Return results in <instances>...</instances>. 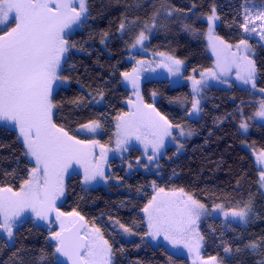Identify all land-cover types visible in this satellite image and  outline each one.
I'll list each match as a JSON object with an SVG mask.
<instances>
[{
	"label": "trees",
	"instance_id": "obj_1",
	"mask_svg": "<svg viewBox=\"0 0 264 264\" xmlns=\"http://www.w3.org/2000/svg\"><path fill=\"white\" fill-rule=\"evenodd\" d=\"M249 5L261 9L264 0H88L90 17L67 36L76 47L66 53L60 71L61 77L67 78V84L52 94L57 105L54 122L76 136L79 126L98 120L102 125V143H111L114 119L127 110L125 103L130 97L121 75L132 68L127 57H145L144 51L168 53L185 62L186 73L209 69L212 60L203 37L207 24L201 17L215 8L218 17L215 36L225 43L237 44L247 39L241 25ZM122 20L126 25L124 33L119 30ZM153 23L155 27H145ZM142 30L148 39L139 47L141 50L129 53L128 45ZM104 33L108 35L105 37ZM249 42L257 68L256 89L260 91L264 89V49L252 39ZM141 93L149 102L155 93L157 111L173 125L186 124L193 138L182 141L181 153L175 147H167L153 167H146L141 151L134 147L121 159L111 158L108 173L115 182L108 183L106 188L86 191L81 176L77 172L70 173L60 209L64 213L79 212L84 222L94 223L102 230L113 249V264H189L185 258L171 255L161 246L153 247L146 240L142 209L151 198L153 184L167 190L185 188L208 209L223 205L231 210L250 201L253 214L246 226L225 223L210 215L201 221L202 256H215L221 264H257L264 259V193L257 172L243 170L251 169L249 164L246 167L235 165L239 124L245 121L249 125V122L240 117L225 120L222 115L226 112L214 111L213 102L219 93L215 88L207 92L212 94L211 99L205 98L197 120L186 118L191 94L185 84L171 87L166 79L143 80ZM258 99L264 98L239 90L236 101L253 107L254 104L248 102ZM76 100L80 103H74ZM99 100L101 102L97 103ZM252 125L254 128L248 129V134L263 137L264 126ZM17 136L14 127L0 124V187L13 190L20 188L34 167V162L22 154L23 144ZM185 157L217 166L219 170L211 168L216 179L223 178L224 170L228 171V179H222L225 186L217 197L202 195L184 185ZM108 219L129 227L135 238L130 242L122 241L110 228ZM53 230L27 219L14 231L11 246L0 235V264H53L55 241L50 237ZM251 241L260 245L256 253L245 247ZM226 245L232 249L231 253L224 252ZM237 248L242 251L237 252Z\"/></svg>",
	"mask_w": 264,
	"mask_h": 264
},
{
	"label": "snow or ice",
	"instance_id": "obj_2",
	"mask_svg": "<svg viewBox=\"0 0 264 264\" xmlns=\"http://www.w3.org/2000/svg\"><path fill=\"white\" fill-rule=\"evenodd\" d=\"M89 17L88 0H0V26L7 29L0 34V122L14 126L18 132L17 139L23 144L22 154L35 162L19 191H14L12 187H0V234H6L8 242L12 243L13 230L23 223L26 211L30 210L38 219L47 221L49 227V215L55 213L59 231L50 234L51 240L55 241L53 264H113L112 246L104 238L101 229L94 224L89 228L79 212L64 213L56 207V201L65 193V173L73 163L83 169V184H90L97 177L105 179L104 161L107 150L101 146L100 155H94L93 149L98 146V141L76 139L64 126L54 122V109L57 105L52 99L53 85L57 81H67L66 77L62 78L60 75L62 60L70 48L76 47L69 42L67 36L74 26L83 25ZM217 19L213 8L212 15L207 18V35L209 47L216 57L215 68L201 72L199 80L188 78L192 81L193 92L189 115L201 110L197 94L206 86L208 78L220 80L233 67L236 69L237 80L256 89L257 68L254 61L244 54L251 51V46L247 40L241 39L236 45L238 51L232 52V45L225 44L213 35V23ZM257 21L260 22L258 35L264 41V9L253 15L245 8L244 23L241 25L244 31L256 32ZM13 22L14 26L8 27ZM125 27L122 20L119 30L123 31ZM145 27H155V24H146ZM103 35L106 37L108 33ZM147 39L148 36L142 30L131 47L143 45ZM214 41H219L222 47ZM158 55L164 59L161 66L170 75L180 73L182 60L165 53ZM137 64L142 65L143 61H137ZM139 71L140 69L134 68L131 73H121L135 90L137 100H129L134 111L117 117L116 148L127 151L124 146L134 138L144 146L145 154L151 147L152 155L148 159L152 161L164 146L165 138L173 136V127L180 128V125H173L152 104L144 102L139 92ZM260 91L264 92V89ZM100 96L103 97L102 92ZM74 103L79 104L80 100ZM254 116L264 120V100L260 101ZM80 127L96 132L102 125L98 120H92ZM248 127L247 123L240 124V128L245 131ZM185 134L190 136L193 133H185L181 129L180 135ZM257 163L264 164V151L258 154ZM259 182L264 187V171L260 172ZM152 187L155 194L142 209L148 226L145 235L152 240L163 236L173 247L183 245L194 256L193 264H197L201 260L200 249L204 239L197 229V222L207 214L205 205L185 193L182 188L165 192L155 184ZM215 207L226 218L231 216L241 223H248L250 214H253L250 201L243 207L230 211H224L223 205ZM68 217L75 219L69 220ZM114 223L124 233L132 234L131 229L118 220ZM245 247L253 253L260 249L255 241L249 242ZM236 251L240 252L242 249L237 248ZM224 252L231 253L232 249L226 245ZM60 257L64 260L59 259ZM203 264H219V261L213 256ZM257 264H264V259L258 260Z\"/></svg>",
	"mask_w": 264,
	"mask_h": 264
},
{
	"label": "rangeland",
	"instance_id": "obj_3",
	"mask_svg": "<svg viewBox=\"0 0 264 264\" xmlns=\"http://www.w3.org/2000/svg\"><path fill=\"white\" fill-rule=\"evenodd\" d=\"M78 6V5H77ZM252 13L253 15L261 10L264 9L261 7V9H256L253 6H248L247 7ZM245 12V11H244ZM212 15V12L210 14L207 15H203L201 18L202 20L207 24V28L204 32V41L206 44V49H207V54L208 56L211 58L212 60V66L211 68H215V61H216V57L213 55L211 48L209 47V39H208V21L207 18L208 16ZM245 15V13H244ZM259 24L260 22L257 21L256 23V28L257 31L254 33H246L244 31V35L247 39L248 44L250 45L249 39L254 40L255 42H257L258 44L261 45V47L264 49V41H262L258 35L259 32ZM218 25V19L216 21H214L213 23V35L215 36V29ZM14 26V22L10 25H8V27H13ZM252 25H249V27H251ZM75 27L73 28V30L70 32V34L75 30ZM4 30L3 26H0V34H2V32ZM125 29L123 31H121L122 33H124ZM135 41V40H134ZM219 47H222V45H219V41H214ZM134 42H132L131 44L128 45L127 50L129 53H132L133 51H139L142 48L139 49V47L141 45H137L135 48H132L131 45ZM225 43V42H224ZM228 44V43H225ZM237 44H229L232 45L231 51L232 52H237V48L236 45ZM251 46V45H250ZM160 53V52H159ZM166 54V53H165ZM244 54L248 55L250 59H252L254 61V52L251 46V51L250 52H245ZM169 56H172L170 54H166ZM66 56V54H65ZM143 56L145 57H133L131 55H129L127 57V61L130 62L132 64V68L128 73L133 72V69H140L139 71V92L140 95L142 96L141 93V83L143 80H161V79H166L169 81V84L171 87H175L178 85H182L185 84L189 87L190 90V94H191V102H192V97H193V92H192V81L190 79H188L189 77H193L197 80H199L200 77V73L204 72H196V71H190L189 73H186V64L183 61V64L181 65V70L180 73L178 75H170L168 70L161 66L164 63V59L158 55V52H147L144 51L143 52ZM173 57V56H172ZM65 58V57H64ZM175 58V57H174ZM177 59V58H175ZM137 61H143V64H137ZM63 63V60H62ZM61 71V70H60ZM220 80H224V83H221ZM220 80H213L210 77L208 78L207 82H206V86L201 88V91L199 94H197V99L200 100V111L199 112H194L192 113V115H189V112L191 111L192 108V103L189 106V110L186 112V118L189 120H197L199 119L201 112H202V104L205 101V98L211 99L210 97L212 96V94L210 95L209 93H207L210 89H218L219 93L217 95V98H215L213 104H214V111H223L226 112L224 115L225 116V120H236L240 117V119L242 118L243 121L246 120L249 122V128L250 130H253L254 126L252 125L253 123L255 124H259L264 126V120H261L258 117L254 116V113L258 110L259 108V103L261 100L264 99H258L255 101H251L248 102L250 104H254L253 107L250 106H242V103H238L237 98H238V94H239V90H245V91H249L250 94H257L260 97L264 98V92L258 91L257 89H252L251 85H245L243 84L241 81L236 79V69L235 67H233V69L231 70V72L226 76V77H221ZM122 83L124 85V87L126 89L129 90L130 93V97L129 99L126 101V107L127 110L122 112L120 115L124 113H128L130 111H134L135 109L133 107H130L129 105V100L136 102L137 97L134 94L135 90L132 88L131 84L124 79V77L122 76ZM67 84V82L65 83H61L59 81L54 82L53 85V92L52 94L59 88V87H63ZM238 89V90H237ZM143 97V96H142ZM157 99V95L155 94V96H153V94L150 97V102L146 101L145 99L144 102L146 104H152L153 107H155V102ZM101 100H99L97 103H100ZM94 103V102H92ZM117 116V117H118ZM117 117L114 119V137L112 139V142L109 144H103L101 141V128L97 129L96 132H89L86 129H82L80 126L76 129V139L79 140H83V141H98V146H96L93 149V153L96 156L100 155L101 152V146L107 150L106 152V158L104 161V172H105V179H101L99 177L96 178V180L92 181L90 184H83L82 186L86 191H90L92 189L98 188V187H105L107 186L108 183L110 182H115L114 180H112V176L110 175L109 172V160L111 158H116V159H121L124 155L127 154V152L132 148H137L141 151L142 153V157L143 159L146 161V167H153L152 164H154L163 154L164 151L167 147H175L178 151V153H181L183 151V145H182V141L184 139H188V138H193V134L192 135H187L185 134L184 136L180 135V131L181 129L187 133L190 130L188 129L187 125H181L180 128H176L173 127L172 129V133L173 136L172 137H166L165 138V142H164V146L160 149V151L157 153L156 157L152 160L149 161L148 156L152 155L151 152V147L148 148L147 150V154H145V149L144 146L137 140H135L134 138L131 139L129 141V143L127 145H125L124 147H126L128 150L124 151L122 149H117L116 148V136L115 133L117 131L116 129V124H117ZM251 118V119H250ZM244 123H246L244 121ZM0 124L2 125H7V126H12L11 124H5L4 122H0ZM241 124V123H240ZM240 124H239V130H240V135H238V139H237V150H236V158H235V165L236 166H241V167H246V164L248 166H251V169H244L245 171H250V172H257V176L259 178L260 172L264 171V164H258L257 163V156L260 152L264 151V136L262 137H256L248 134V129L245 131L243 129L240 128ZM249 130V133H250ZM74 136V135H73ZM174 137V138H173ZM34 162V161H33ZM35 164V162H34ZM184 165H185V171L183 173V182L184 185L189 188V189H194L197 192H200V194L202 195H214L215 197H217L221 192H222V188L225 186L224 181L222 179H225L227 181L228 179V171L224 170V175L222 176L223 178L220 179V177H218L216 179L215 175L213 174V169L215 170H219V168L217 166L211 165V164H207V163H203V162H198V161H191L189 160L188 157L184 158ZM201 167H200V166ZM206 166V167H204ZM72 172H77L80 176L81 179L83 180V169L80 168L79 165H76L75 163H73V165L71 166V168L68 170L67 173H65L64 176V184L66 183V178L67 176L72 173ZM259 186H260V182H259ZM159 188V187H157ZM164 189V188H163ZM181 189V188H180ZM184 190L185 193L190 194L193 196L194 199L198 200L193 193H190L189 191H186L185 188H182ZM261 191L264 193V187L260 186ZM165 192H173V191H178L179 189H175V188H171V189H164ZM14 191H19L18 190H14ZM154 189H152V195L151 197L154 195ZM65 198V193L63 196H61L57 201H56V207L59 209V211L63 212L60 209V205L62 204L63 200ZM151 199V198H150ZM199 201V200H198ZM200 202V201H199ZM202 203V202H200ZM203 204V203H202ZM205 208L207 209V214L201 216L200 220L197 222V229L200 233V223L201 221L208 215L214 217V218H218L220 220H222L225 223H232V224H237L240 226H246L248 223H241L238 219H234L231 216L229 217H225L223 215V213L221 212L220 209H216V207H212L211 209H208L205 205ZM224 211H230V210H226L223 207ZM142 216L144 218L146 227H147V231H148V226H147V219L145 217V214L142 211ZM251 214H250V219L251 220ZM27 219H31L33 220L35 223L40 224V225H44L46 227H48L50 230L54 229L53 231H59V223L56 221L55 218V213H51L49 215V220L51 221V227H49V223L45 220H40L38 219L34 213H32L30 210L26 211L23 214V222H25ZM67 219L69 220H73L75 219L74 217H68ZM108 224L110 225V228L113 229L114 231H116L119 234V237L122 241L124 242H130L132 241L135 236L132 234H127L124 233L123 230L121 228H119V225L114 223V220L108 219L107 220ZM89 226V228L92 227V225L94 223H89L86 222ZM22 224V223H21ZM20 224V225H21ZM19 225V226H20ZM96 227H98L96 224H94ZM18 226V227H19ZM17 227V228H18ZM17 228H14L13 231H15ZM99 228V227H98ZM52 231V232H53ZM101 233L103 234L102 230ZM2 235L8 246H11L12 243L8 242V238L6 236V234H0ZM201 235V234H200ZM104 236V234H103ZM105 238V236H104ZM106 239V238H105ZM146 240L153 246V247H158L161 246L163 247L167 252H169L171 255L174 256H180L185 258L189 264H193V259L194 256H191L188 252V249L183 247V245H178L176 247H173L171 244H169L166 240L163 239V236H159L156 238V240H152V238L150 236H146ZM200 257L201 260L197 261V264H203L204 261H208L209 258H204L202 256V242H201V249H200ZM219 264H221L219 262Z\"/></svg>",
	"mask_w": 264,
	"mask_h": 264
},
{
	"label": "water",
	"instance_id": "obj_4",
	"mask_svg": "<svg viewBox=\"0 0 264 264\" xmlns=\"http://www.w3.org/2000/svg\"><path fill=\"white\" fill-rule=\"evenodd\" d=\"M58 255V254H57ZM59 259H61V260H64V258L63 257H60Z\"/></svg>",
	"mask_w": 264,
	"mask_h": 264
},
{
	"label": "crops",
	"instance_id": "obj_5",
	"mask_svg": "<svg viewBox=\"0 0 264 264\" xmlns=\"http://www.w3.org/2000/svg\"><path fill=\"white\" fill-rule=\"evenodd\" d=\"M262 8H264V6H263ZM241 119H242V118H241Z\"/></svg>",
	"mask_w": 264,
	"mask_h": 264
}]
</instances>
